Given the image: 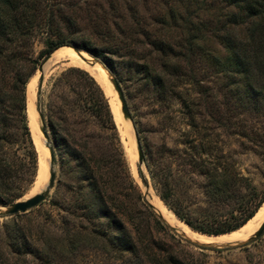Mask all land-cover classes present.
<instances>
[{"label":"rangeland","instance_id":"rangeland-1","mask_svg":"<svg viewBox=\"0 0 264 264\" xmlns=\"http://www.w3.org/2000/svg\"><path fill=\"white\" fill-rule=\"evenodd\" d=\"M76 1L82 3L85 0ZM89 1L94 3L96 0ZM136 1L143 6L142 0ZM146 1L149 4L147 11L151 13L158 8L155 1L160 4V0ZM211 8L200 14L203 23L206 22L205 25L209 28L219 16L218 7ZM109 24L112 27L111 38H105L103 42L100 38L96 48L105 52L110 64L114 66L128 115L122 109L123 102L115 87L112 85L114 91L111 94L101 87L108 99L115 129H108L97 118L82 113L84 104L81 101L75 108L77 117L74 121L85 122L72 127L78 140L85 142L89 151L106 168L111 169L110 177L117 183L116 191L121 198L127 193V181L131 176L151 207L150 199L156 196L179 220L181 219L175 213L179 210L191 212L194 216L214 210L239 214L263 200L261 208L264 205V78L251 86L243 73H233L235 63L231 55L220 39L211 36L209 28L203 32L207 43L198 47L190 60L181 57L174 59L172 62L177 68L167 71L162 66V58L151 59L145 54L148 46L144 47L127 36H122L111 21ZM184 37L181 29H178L175 36L177 51L184 48ZM64 47L92 57L86 51ZM23 50V64L32 68L34 65L30 61L37 60L45 50L44 36L40 34ZM109 51L114 54H108ZM209 51L220 56L221 66L211 59ZM47 58L39 60L26 85V122H9L11 146H6L3 150L15 161L16 150L19 149L18 156L27 164L21 167L18 176L23 195L14 202L24 201L32 196L44 174L45 156L50 159L49 148L54 152L52 168L55 183L45 201L17 217L0 215V227L7 226L11 230L16 223L17 226L31 229L37 234L43 230L51 233L65 221L62 220L65 216H68L70 224L76 228L85 224L80 218V196L88 190V183L74 159L66 154L57 134L68 130L62 110L60 111L61 103L58 101L55 104L59 110L54 108V114L49 111L55 78L69 68L81 66L61 59L43 76L39 68ZM92 59L98 61L94 57ZM98 63L105 68L101 62ZM145 65H149L151 69H147ZM12 69L9 71L11 76L16 71V68ZM34 81V104L40 116L37 117L36 131L32 126L28 101L29 86ZM75 100L76 97L71 99ZM116 109L128 121L133 137L135 136L132 140L117 120ZM28 132L37 157L35 177L33 161L26 156L29 149L24 148L27 147L25 141ZM16 165L20 166L18 162ZM49 173L50 168L48 183ZM216 173L219 175L217 180L221 183L218 186L213 183ZM227 182L226 190L232 193L231 199L224 202L215 195L211 196ZM163 195L168 197L167 202L162 199ZM181 222L193 230L183 220ZM172 233L185 240L182 249L192 261L199 264H264V233L261 237L253 236L244 243L226 246L202 245L180 231L172 229ZM166 239L171 241L170 237ZM102 260V255L88 253L78 259L77 264H103Z\"/></svg>","mask_w":264,"mask_h":264},{"label":"trees","instance_id":"trees-1","mask_svg":"<svg viewBox=\"0 0 264 264\" xmlns=\"http://www.w3.org/2000/svg\"><path fill=\"white\" fill-rule=\"evenodd\" d=\"M142 1L143 6L136 0H0V205L8 206L23 195L18 176L26 163L18 156L19 149L14 159L20 168L3 150L11 146L9 122H26V85L35 66L59 48L70 46L96 58L120 83L106 53L96 48L100 38L102 42L111 38L110 21L122 36L148 46L144 53L151 59L162 58V66L169 71L177 68L174 59L190 60L198 47L207 43L203 32L209 27L200 14L217 6L219 16L209 29L231 55L233 73H243L251 86L264 78V0H160L161 5L155 1L158 8L152 13L147 11V1ZM178 29L185 37L184 48L177 51ZM40 34L44 36L45 50L37 60L30 61L34 66L27 68L23 49ZM208 55L221 66L217 53L209 51ZM77 67L55 78L49 111L54 114V108L59 110L55 104L61 103L68 130L57 134L88 183V190L80 196V218L86 223L76 228L65 216L54 231L38 234L16 223L11 230L0 227V264H77L88 253L102 255L103 264H199L187 256L183 250L185 240L173 234V228L145 201L131 176L127 193L121 198L117 183L110 177L111 169L89 151L85 142L78 140L72 126L85 122L74 121L79 101L84 104L81 112L97 118L106 128L115 129V123L102 86L82 66ZM12 68H16L13 76L9 73ZM146 68L151 69L149 65ZM73 97L75 101H71ZM26 136L24 148L29 149L26 156L33 161L35 177L37 157L30 133ZM218 176H214V186L221 184ZM226 188L228 182L211 196L226 202L232 198ZM162 197L167 202L168 197ZM262 202L239 214L219 210L198 216L180 210L175 213L193 230L220 236L247 224ZM169 237L171 241L166 239Z\"/></svg>","mask_w":264,"mask_h":264},{"label":"bare ground","instance_id":"bare-ground-1","mask_svg":"<svg viewBox=\"0 0 264 264\" xmlns=\"http://www.w3.org/2000/svg\"><path fill=\"white\" fill-rule=\"evenodd\" d=\"M51 58L54 59L55 62L58 60H61V59H66L72 63H76V64L82 66L85 70H87L98 81V83L102 86V88L105 91H107L108 94L113 93V91H114V90L112 91L113 83L111 81V77L109 75V72L100 63H98V61H95L94 59H92V57L90 58L89 56H87L83 53H77L72 48L63 47V48H60L57 51H55V53H53ZM35 85H36V83L34 81L29 86L28 101H29V111H30V114L32 116V126H33L34 130L36 131L38 128V124H37L38 118L37 117H40V116L36 112L35 104H34L35 103L34 102L35 101V91H34ZM113 98H115V97H113ZM112 101H113V99H112ZM115 114H116L117 120L122 124V126L124 128L125 134L129 137L130 140H132L135 136L133 137V133L130 130V125H129L128 121L122 116L121 111H119V109L115 110ZM129 150H130V147H129ZM129 150H128V152H129ZM129 155H131V154H129ZM44 166H45L44 174H43V177L41 178L39 186L33 191L32 196H30L29 198H31V197L35 196L36 194H39L42 191H44L48 185L47 174L49 172V160H48L47 156H45ZM29 198H27V199H29ZM150 203L152 205V208L158 213V215L170 227H172L176 231L182 232L183 234H185L188 238H190L194 242L200 243L202 245L206 244V245H212V246H226V245H236V244H239L242 242L244 243V241L248 240L249 238H252L259 231V229L262 227V225L264 223V205H263L259 209L257 214L239 230L234 231V232L229 233V234L220 235V236H209L206 234L203 235V234H200V233H197V232L191 230L183 222H181V220H179L173 214V212H171L158 199V197L153 196L152 199H150Z\"/></svg>","mask_w":264,"mask_h":264},{"label":"water","instance_id":"water-1","mask_svg":"<svg viewBox=\"0 0 264 264\" xmlns=\"http://www.w3.org/2000/svg\"><path fill=\"white\" fill-rule=\"evenodd\" d=\"M77 53H79V52H77ZM52 55L49 56L47 58V60L44 62L43 66H41L39 68V71L43 76H45L48 73L50 68L55 63V60L51 58ZM110 77H111V81L113 83V86L118 91V93L121 97V100L123 102V110H124L125 114L128 115L126 102L124 100V96H123L122 90L120 88V85H119L118 81L116 79H114L111 75H110ZM44 136L46 137L45 132H44ZM43 144L46 147H48V145L46 143L43 142ZM49 149H50V159H49L50 177H49V183H48L46 189L44 191H42L41 193L36 194L35 196H33L27 200L17 201L11 205H8L5 207H0V215H5L7 217H14L17 215L26 214L29 211H31L32 209L38 207L40 204H42L45 201L46 197L48 196L50 190L54 187V183H55V173H54L53 168H52L53 164H54L55 156H54L53 150L51 148H49ZM263 233H264V223H263L262 227L259 229V231L254 236L261 237L263 235Z\"/></svg>","mask_w":264,"mask_h":264}]
</instances>
